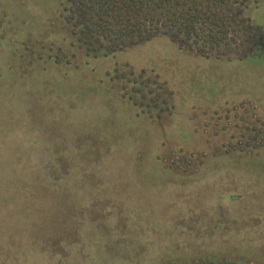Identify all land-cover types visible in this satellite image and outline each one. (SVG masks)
Here are the masks:
<instances>
[{
    "label": "rangeland",
    "instance_id": "obj_1",
    "mask_svg": "<svg viewBox=\"0 0 264 264\" xmlns=\"http://www.w3.org/2000/svg\"><path fill=\"white\" fill-rule=\"evenodd\" d=\"M64 6L0 0V264H264V47L206 59L156 39L130 55L152 63L115 70L77 46ZM245 10L264 43V0ZM152 64L184 139L130 119L128 71ZM210 115L222 127L204 134Z\"/></svg>",
    "mask_w": 264,
    "mask_h": 264
},
{
    "label": "flooded vegetation",
    "instance_id": "obj_2",
    "mask_svg": "<svg viewBox=\"0 0 264 264\" xmlns=\"http://www.w3.org/2000/svg\"><path fill=\"white\" fill-rule=\"evenodd\" d=\"M76 1V0H68L69 2V7L66 8V6H64V13L66 14V20L69 21V19L72 21L71 23L68 22V24L71 26V31L73 33L74 36H76V43L77 46H80V48L82 49H86V53L88 55V57L94 59V60H98L100 59H106L108 60V62L110 63V67H113L115 70L116 68L118 69L121 65H127V66H131L133 71H135V66L137 65H143V64H150L152 63V57L151 56H147L146 58H144L142 55H138L139 57L137 59L132 58L131 53L133 52H140L138 51L139 49H135L138 46L141 45H145L146 43H149L151 41H154L156 39H165L171 43H173L175 45L174 49L176 50V47L179 50L182 51H186L190 54L196 55V56H200L202 58H206V59H226V55H228L229 53L232 52H236L237 54H240L241 52H243L241 50L242 46L244 48L245 43L250 44L251 46L248 49L250 51H255V48H257V46H261L264 47V43L263 42H258V40L254 39V41L251 39V36H245L243 31H240V27L242 26H246V21L250 20L249 16L246 15V10H245V6H243V3L241 2V0L237 2V0H219V7L218 9L221 8V6H233V10H229L226 8L225 10V14L227 16L228 22L233 23V27L234 29L239 32V35H232L231 33V38L232 40L230 41L231 38H229L227 40V42H229L230 47L226 48V42H222L220 43L221 49L218 50H209L208 56H205L203 53L205 52L204 49L205 48H210L211 46L208 44L206 45L204 43V41H196L195 38L192 39H188L185 37V35L181 34L176 38V40H173V36L171 34H164L163 32L168 31L172 25L171 20H168V25H164L162 22L159 25V30H157V35L154 37H150L151 35H148L146 39H137L135 38L133 39H127V38H123V39H118L112 32H101V26L99 24H97L96 22H99V17L95 16V11L93 13H86L85 15L88 17L86 20V22L89 23V27L87 28L84 25H80L78 27L75 26V24L77 23V21L73 18H71V14L69 12L66 11V9L70 8L71 6V2ZM149 0H145V3H148ZM182 1H186V0H182ZM199 1H204V3H207L208 5L214 3V0H199ZM217 1V0H216ZM80 2V1H79ZM131 4L133 3L132 0L129 1ZM111 2H109L110 4ZM109 4H107V7L109 6ZM95 6L97 8V10L100 9L101 4L95 3ZM179 12L184 11V9L189 10L192 7H196V8H200L202 9L204 5L201 4H196L193 3V1L188 2V4L186 5V7L184 6V4L179 5ZM214 10L216 9L215 7H213ZM145 12L149 15V19H152V17L154 15H156V19L163 16V13H168L167 9L168 8H163V9H158L157 11H154L152 8H148L147 4L146 6H144ZM174 9V8H172ZM216 9V10H218ZM194 10H192V12H194ZM62 16V15H61ZM225 16V17H226ZM94 18V19H93ZM164 20H166L167 18H163ZM251 21V20H250ZM101 23V22H100ZM252 23V22H251ZM74 24V26H73ZM154 25L157 26V20H155L153 22ZM253 25V24H252ZM180 26V24H178V27ZM150 27V26H147ZM89 28H91V31L89 30ZM249 37V38H248ZM239 39H243L244 42H240L238 45H235V42H237L236 40ZM259 40L261 41L262 38L260 37ZM234 42V43H232ZM76 43L74 44V46L76 45ZM165 47V51H167L168 46L165 44L163 45ZM217 44H214V47H217ZM247 49V50H248ZM246 51V50H245ZM220 53V55L217 53ZM167 54H175L176 56L179 57L178 54H176V52L174 50L170 51L168 53V51L166 52ZM253 53V52H252ZM120 56H123L124 59L123 61L119 59ZM242 56H240L241 58ZM235 59H239L235 58ZM228 60V59H227ZM136 64V65H134ZM151 68H149V70H145V69H141L138 73H131L128 71V75L130 77H132V79H130L128 82L131 83V89L127 90L124 93L125 99L127 100L126 105L131 106L132 108V115L130 116V119L132 122H138V121H142V122H146V123H140L141 125H146L147 129L151 130H147L145 128V126H139L141 129H143L145 132H147V134H154L157 133L159 138H163L165 141H167L168 138L171 137H176L179 139H184L186 137H188V129L186 127V122L180 120L181 116L179 111L176 109L175 107V102L173 100L174 95H173V91L171 89H168V92H166L167 86L169 84L168 80H164L163 82L160 81L161 80V75L156 73L155 69L153 68V64L150 65ZM138 74V75H137ZM123 76V75H122ZM122 79L126 78V77H121ZM175 81H177V85H175L176 87H178V89H175V93L176 92H180L182 91L185 87H186V82L185 81H180L179 79L175 78ZM124 91V90H123ZM184 91L188 92L187 90L184 89ZM140 93V94H150L151 96H162V95H169L168 99H163L161 101H157L154 100L153 102L155 104H145L144 100H134L132 99V97L130 98L129 96L135 94V93ZM136 95V94H135ZM230 95V94H229ZM231 95H235L240 97L241 95L232 93ZM209 99H219L218 97H209L207 98ZM247 102V101H246ZM241 105H238V109H236L234 112L238 113L241 108ZM231 115V112L229 111L227 113V117L229 118V116ZM211 118V121H202L201 127L204 128V130H202V133L204 134H208L210 129L209 128H214V129H218L221 128L222 125L221 124V120H216L214 117H216V115H210L208 116V118ZM192 123H198L197 127V131H195L194 133H199L200 128V124L199 122L193 120ZM223 123V122H222ZM226 128V127H225ZM225 129H219V131L216 132L217 135H219L221 133V131H224ZM249 132H252V134H254L253 137L250 138V141H254L257 142L255 144L257 145H262V141H261V137L258 136L259 134L261 135V131H258L257 127H249L248 128ZM227 131V130H225ZM211 132V131H210ZM216 135V136H217ZM248 141V142H250ZM250 144V143H249ZM252 144V143H251ZM250 145H246V146H251ZM253 145V144H252ZM256 145V146H257ZM239 146V145H237ZM255 146V147H256ZM263 146V145H262ZM221 152V151H220ZM230 151H222L221 154H214V157H223L225 158V156L229 155ZM244 155L248 156L249 153L245 152ZM203 159V158H202ZM200 160V159H199ZM205 160V159H203ZM167 170V169H166ZM170 170V169H169ZM203 184V183H201ZM197 186V188L199 187L200 191L202 192H206L208 190L209 185H204V186ZM198 185V184H196ZM204 189H207L204 191ZM241 197V196H240ZM225 240V239H224ZM227 242V241H226ZM239 242V241H238ZM240 244L241 247L246 248V246H248V242L244 241L242 243H238ZM220 246L210 243L208 245H204L203 243L201 245H198L197 248L198 249H203V248H207V249H216ZM226 246V245H225ZM221 264V263H220ZM222 264H226V263H222Z\"/></svg>",
    "mask_w": 264,
    "mask_h": 264
},
{
    "label": "trees",
    "instance_id": "obj_3",
    "mask_svg": "<svg viewBox=\"0 0 264 264\" xmlns=\"http://www.w3.org/2000/svg\"><path fill=\"white\" fill-rule=\"evenodd\" d=\"M80 1V2H79ZM76 0L70 3L71 7L66 9L71 14V18L75 19L77 23L76 27L84 25L87 28L89 23L86 13H93L99 17V22L96 23L101 26V32H112L118 39H146L148 35L154 37L157 35L159 25L164 22V25H168V20H171L172 25L168 31L163 32L164 34H171L176 38L181 34L185 35L186 38H195L196 41H204L206 45H210V48L204 49V55L208 56L209 50H220V43L226 42L227 47H230L227 40L232 35H239L240 31L244 32V35H253V25L250 20L246 21V26L240 27V31H236L233 27V23L228 22L226 16V8L233 10V6H221L219 7V0L208 5L204 1L199 0H149L145 3V0ZM204 5L202 9L196 8L195 6L189 10L179 12V5L188 4V2ZM240 1V0H239ZM109 2H111L109 4ZM238 2V0H237ZM243 6H246L247 0H241ZM95 3L101 4L100 9L97 10ZM107 4L109 6L107 7ZM152 8L154 11L158 9L168 8V13H163V16L156 19V15L149 19V15L145 12L144 6ZM215 7L218 10H214ZM174 8V9H172ZM192 12V10H194ZM226 16V17H225ZM163 18H167L164 20ZM94 19V18H93ZM157 20V26L153 22ZM72 21L69 19L68 21ZM101 22V23H100ZM178 24L180 26L177 29ZM74 26V24H73ZM150 26V27H147ZM91 31V28H89ZM93 31V30H92ZM91 31V33H92ZM248 37V38H249ZM232 38L230 39V41ZM217 44V47H214Z\"/></svg>",
    "mask_w": 264,
    "mask_h": 264
}]
</instances>
